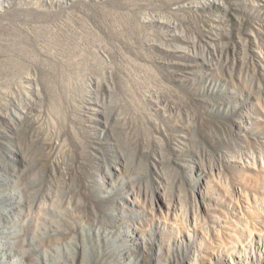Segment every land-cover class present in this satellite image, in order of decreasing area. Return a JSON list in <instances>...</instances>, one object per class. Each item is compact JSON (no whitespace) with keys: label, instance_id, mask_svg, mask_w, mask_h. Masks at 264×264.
Instances as JSON below:
<instances>
[{"label":"rangeland","instance_id":"374dc122","mask_svg":"<svg viewBox=\"0 0 264 264\" xmlns=\"http://www.w3.org/2000/svg\"><path fill=\"white\" fill-rule=\"evenodd\" d=\"M88 1L0 0V264H88L93 259L95 264H233L235 258L229 251L216 261L209 252H203L205 235L201 232L193 241L188 235L184 237L186 242L193 244L190 251L184 245L178 246L171 258L164 259L169 240L163 230L175 234L178 228L168 227L162 221H158L156 227L152 225L155 232L152 237L145 235L152 239L151 256H142L148 244L142 241L143 230L138 227V220L142 218L148 222L152 215L149 210L154 207L159 218H171L175 224L179 223V217L177 210L170 211L165 202L168 189L153 190L160 178L156 172L150 170L147 176L132 172L130 148L134 143L124 136L123 130L129 132L128 128H122V118L128 113L129 108H126L130 104L126 105L124 97L116 92L117 88L106 89L104 84L106 79L110 81L116 75L117 66L127 63L109 57L99 48L103 61L104 57L108 59L106 65L90 60L86 55L88 28L96 19L87 15L93 8V3ZM141 2H147L142 6L146 16L156 21L152 24L158 34L155 39L170 49H185L182 53L159 50V55L174 60L172 68L182 75L178 80L165 78V86L155 80L146 82L152 85L145 96L150 110L163 105L167 113L171 112L183 101H177L182 95L191 93L196 99H202L203 108L214 109L217 114L229 112L232 119L227 123L239 136L234 141L246 144L247 133L251 137L259 135L256 142L261 157L252 160L253 166L246 167L245 173L247 182L251 179L254 183L256 177L263 178L264 0ZM241 17L244 19L239 20ZM24 27H38L44 31L43 38L56 48L54 57L58 63L36 49L32 50L34 55L29 51H24L27 54L22 52ZM190 51L198 56L189 54ZM65 54L69 58L67 61L62 59L66 58ZM103 69L106 75L102 73ZM245 84L248 87H244ZM55 103H61L63 110L61 107L55 109ZM54 110L57 114L66 111L68 118L72 117L69 132L85 136L91 145L90 165L83 164L76 179H71L70 183L60 178L58 150L54 148V139L58 136L56 127L54 129ZM62 137L66 138L64 134ZM199 140L211 139L204 136ZM212 156L206 153L208 159ZM177 157L184 177L187 176L185 181L194 188L191 192L197 201L213 204L219 197L217 200L223 203L219 211H210L205 204L202 210L224 217L220 221L221 228L243 222L248 229V245L258 244L253 246L252 254L257 256L258 251L264 255V245L259 248V241L263 243L264 240L259 238L261 231L254 209L255 205L264 206V185L251 184L245 189L239 186L244 192L236 188L228 193L231 199L217 184L213 186L209 182V174L205 175L197 166L186 167V160H182L179 153ZM217 180L228 185L223 179L217 177ZM148 182H151L150 187ZM135 190L140 193L136 196L140 200L137 204L134 202ZM239 206L247 210L243 220L238 216L241 215ZM69 210L70 214L67 213ZM234 225L232 229L226 228L232 233L229 234V246L237 244L241 236L240 226ZM222 247L226 249L227 245L223 243ZM242 247L238 245L243 250Z\"/></svg>","mask_w":264,"mask_h":264},{"label":"bare ground","instance_id":"6f19581e","mask_svg":"<svg viewBox=\"0 0 264 264\" xmlns=\"http://www.w3.org/2000/svg\"><path fill=\"white\" fill-rule=\"evenodd\" d=\"M88 2L93 3V8L92 6H90L92 8V12L89 13L87 12L88 13L87 15L89 18H96V19L95 22L92 21L90 23L88 28V31L90 32V36L87 43L88 53L86 55L90 60L93 61L98 60V62L100 61L102 65H106L108 59L106 60L104 57V61L106 60L104 62L102 56L99 54L101 51H104L102 53L108 55L109 57L115 58L117 60L119 59L120 61L122 60L127 63L122 67L120 65L117 66L118 71H116L117 72L116 75L113 74L115 76L114 77L112 76L113 79L110 81L106 79L104 84L106 89L112 90L114 88H117L116 92H119L120 96L124 97L123 100H125L126 105L130 104V106L126 108V109L129 108L128 113L126 114V116L124 115L122 118L123 120L122 128L124 129L128 128L129 132H126L123 129L122 130L124 131L123 133L125 138L129 140V142L131 140L130 143H134V146L130 148L132 150L130 151L131 153L130 162L134 165L132 172L133 174H139V176L146 175L150 170L156 172L160 178L156 180L157 185L153 187L154 188L153 190L161 191L164 188L168 189L164 196L165 202L167 201L169 205L168 208L170 209V211H173L174 209L177 210V216L179 217V223L174 224L171 218L170 220L169 219L167 220L166 217L162 218L163 216L159 218L158 213L156 211L157 209L154 210L155 209L154 207L153 209L154 211L149 210V212L152 215L151 217L149 216L148 222L142 220V218L138 220L139 223L138 227H141V229L143 230V234H141L143 235L142 241H144L145 245L148 244L147 251L146 250L143 251L142 256L144 257L151 256L150 246L152 245V239L151 238L149 239V237L145 235H151L152 237L155 234V232L153 231L154 229L153 226L156 227L158 225L157 222L162 221L168 227L175 226L176 228H178V232L174 231L175 234L170 233V231L167 229H166L167 231L163 230L164 232H166L165 236L169 240L167 244L168 253L163 257L164 259L171 258L175 250L178 248V246L184 245L190 251L193 244L186 242L184 237L188 235L191 238V241H193L195 235L201 232V235L202 233L205 235V242L203 243L201 250H203V252H209L210 257L213 260L215 259V261L222 259L224 257L225 252L229 251L231 257L235 258L233 264L264 263V255H261L258 251L256 252L257 256L252 254L253 246L254 245L257 246L258 244H253L251 246L249 243L248 245L247 242V240H249L247 237L248 229L243 222L242 223L234 222L235 225L240 226L238 230L241 231V236L240 239H237V242L239 244L233 243L234 246H229L230 245L229 234H232L229 231L233 228L234 224L231 226L229 225L225 228H221L222 225L220 221L224 219V217L218 216L217 214L214 213L213 214L210 213L211 210L219 211V209L221 208L220 205L223 204L222 201H218L219 197H216L218 200L217 199L215 201L213 200V204H211L212 202L210 204L207 202L206 205L205 200H201L198 202L194 194H192L191 192L194 188L191 189V186H188V184L185 181V177L187 176L184 177V174L182 173V168L180 167V163L178 161L179 158L177 157V153H179L181 155L182 160L184 161L186 160V164H185L186 167L197 166V168L201 172L205 173V175L209 174V182H212L213 186L217 184L225 192V194H227L229 198H231V196L228 193L231 194L239 186L242 187V189H245L251 184L255 186L264 185L263 184L264 177L263 178L256 177V181L254 183L251 181V179H249V181L247 182V174L245 173L246 167L253 166L252 160L259 159L261 157V155L259 154L260 150L256 142V139L257 141L258 139H260L259 135L257 134V137H251L247 133V135H245L246 144H242L234 141L237 140V137L239 136L236 135L234 130L227 123L232 119L231 114L229 112L225 114H217L214 109L203 108L201 106L202 99L201 100L196 99V97L191 93L182 95L177 101H181V100L183 101L178 103L177 105L178 107L176 109L171 108L172 109L170 110L171 112L167 113L166 107H163V105L157 107L155 110L153 109V111L150 110L149 102L146 101L148 98L147 99L145 98L147 92L150 91L152 87V85H147L149 83L148 80H155L156 82L163 83L165 86L167 84L166 81H164L165 78H175V79L177 78L178 80L179 79L178 77L181 78L180 75H182L181 72H179V70H175L172 68L173 64L175 63L174 60L167 56L165 57L164 55H159L158 54V52H160L159 50H161V52L163 50L168 52L180 51L182 53L184 52L185 49L184 48H183L184 50H182L181 48L170 49V47L165 45L163 42H160L159 40L155 39L156 35L158 36V34L154 30L155 28L152 29V24H154L156 21L146 16L147 14L144 13L145 12L144 8H142L143 4H146L147 2L142 3L141 0L140 1L139 0H103V1L91 0L90 1L89 0ZM141 9L143 12L140 11ZM160 16L162 17V15ZM238 19L243 20L244 18L241 17ZM253 24L255 26V23ZM25 29L24 31L22 30L23 32H21L22 40L20 45L23 48L22 52L29 51L31 52V54L34 55V52L32 50L36 49L40 54L48 55L51 57L52 61H54L55 60L54 50H56V48L54 49L53 46H50V44L46 41V39L43 38L46 35L44 34V31L38 27H33L32 29L28 28L26 29V32ZM58 31H60V29ZM29 33L31 34V36L28 35ZM53 34L54 33H52V35ZM57 35L56 36L54 35V37H57ZM87 35L89 34H86V36ZM98 48L101 51H99ZM24 53L27 54V52ZM189 54L198 56V54H194L191 51L189 52ZM66 58L64 59V57H62L63 60L66 61L69 60V58L67 59ZM56 62L58 63V61ZM89 62L87 64H89ZM125 62L123 63L125 64ZM107 64L109 65L110 63ZM259 65L258 67H260ZM113 66H115V64ZM105 69L108 70L109 68L107 69L106 66ZM105 71L103 69L102 73L106 75L107 73ZM233 74L234 73H232V75ZM53 79L54 77L52 78V80ZM147 81L148 83L146 84ZM169 82L173 84V81H169ZM233 83L235 84V81H233ZM246 86L247 85L245 84L244 87ZM168 87H173V85H169ZM158 92L157 94H159ZM136 97L137 100L135 101ZM182 104H185L187 106L184 107V105ZM256 106H260V104ZM60 107L63 110V106H61V103L60 105L58 103H55V107H54L55 109H58ZM258 109L260 110V108ZM169 113L172 114L171 117ZM58 114L54 110V129L56 127V132L55 131L54 132L55 134L58 135L57 138L54 139V148L58 150V155H57L58 165L61 169L60 178L61 180H64L65 183H70L71 179L73 180L76 179L78 175V169L81 168L83 164L88 167L89 164L88 159L91 156V150H90L91 145L89 140L85 136L79 134L78 132H77L78 136H75L74 134L72 135L69 132V128L71 127L70 124H72V121L70 119L72 117L68 118L69 115L68 113H66V111H63L62 113L63 115L60 113L58 116ZM126 123H128L127 127L125 126ZM62 134L65 135L66 137L65 139H63ZM204 136L209 137L211 140H199V137L204 138ZM214 150H216L215 153ZM220 150L222 151L221 153H219ZM206 153H211L213 154V156L210 157V159H208L209 156L207 158ZM186 156L188 157L191 156V158L187 159ZM217 177L223 179L228 185H224L218 182ZM148 183H149L148 187H150L151 182ZM196 183L197 182L195 181L193 182L194 185H196ZM242 189L240 188L241 191H243ZM137 193L138 192H136L135 190L134 202L136 204L137 202L140 201L136 197L140 193L138 194ZM151 204H154V202ZM203 204H205L207 209L210 210L209 212L206 211L204 212L202 210ZM239 207H240L239 212L241 215L238 216L241 217L240 218L241 220H243L245 218L244 213H246L247 210L246 207L244 206H239ZM254 209L256 215L258 214L256 223H258L260 227L259 229L261 231V234H259V236L260 235L261 236L259 238L260 240L262 239L264 240V206L255 205ZM67 213L70 214L71 211L69 210ZM212 216L214 218H212ZM163 219H165V221ZM190 223L193 224V227H189ZM218 225L220 226L218 227ZM226 228H231V229H229L228 231L226 230ZM223 243L227 245L226 249H223L222 247ZM259 244H260L259 248H262V244L264 245V242L262 243L259 241ZM238 245L239 246L242 245L243 250L238 248ZM257 261L260 263H258ZM88 264H95V259H93ZM96 264L98 263L96 262ZM194 264H198V263H194Z\"/></svg>","mask_w":264,"mask_h":264}]
</instances>
